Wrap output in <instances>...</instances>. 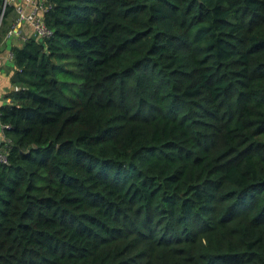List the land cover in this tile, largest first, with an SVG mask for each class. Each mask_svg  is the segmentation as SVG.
<instances>
[{"label": "trees", "instance_id": "obj_1", "mask_svg": "<svg viewBox=\"0 0 264 264\" xmlns=\"http://www.w3.org/2000/svg\"><path fill=\"white\" fill-rule=\"evenodd\" d=\"M46 1L0 105V264H264V0Z\"/></svg>", "mask_w": 264, "mask_h": 264}, {"label": "crops", "instance_id": "obj_2", "mask_svg": "<svg viewBox=\"0 0 264 264\" xmlns=\"http://www.w3.org/2000/svg\"><path fill=\"white\" fill-rule=\"evenodd\" d=\"M17 2L25 5L27 11H29L27 6V3H29L28 0H13L11 3L15 5ZM14 23L18 24L15 25ZM11 27L15 29L14 32H6L4 38L0 40V105L6 101H9V99L5 97V94L13 88L11 83V75L14 72L16 66L14 64L13 53L10 44L22 45L24 40L33 34L31 25L26 21H18L17 17L12 23ZM10 36L11 42H9ZM4 136H6L5 131L0 127V139H2Z\"/></svg>", "mask_w": 264, "mask_h": 264}, {"label": "built area", "instance_id": "obj_3", "mask_svg": "<svg viewBox=\"0 0 264 264\" xmlns=\"http://www.w3.org/2000/svg\"><path fill=\"white\" fill-rule=\"evenodd\" d=\"M13 0H5L4 7L8 3H11ZM29 3H27L28 10L26 9V6L22 3H16L15 4V10L17 13L18 21H26L31 25L33 35H35L37 38H48L53 35L54 30L52 27H50L46 20H45V12L49 9L51 6L46 0H28ZM13 4V3H12ZM15 29L10 28L8 33H13ZM1 119V118H0ZM7 123H3L0 120V127L1 129H5L7 127ZM7 142L8 139L6 136H4L2 139H0V161L6 162L7 157Z\"/></svg>", "mask_w": 264, "mask_h": 264}, {"label": "rangeland", "instance_id": "obj_4", "mask_svg": "<svg viewBox=\"0 0 264 264\" xmlns=\"http://www.w3.org/2000/svg\"><path fill=\"white\" fill-rule=\"evenodd\" d=\"M16 17V16H15ZM15 25H17L18 23H14ZM0 26H1V24H0ZM18 41V40H17ZM9 42H11V36L9 37ZM10 46H11V48L14 46V45H11L10 44Z\"/></svg>", "mask_w": 264, "mask_h": 264}, {"label": "clouds", "instance_id": "obj_5", "mask_svg": "<svg viewBox=\"0 0 264 264\" xmlns=\"http://www.w3.org/2000/svg\"><path fill=\"white\" fill-rule=\"evenodd\" d=\"M5 2V1H4ZM10 28H12V27H10ZM9 31V30H8ZM33 35V34H32ZM31 36V35H30ZM35 36V35H34ZM2 121V120H1ZM4 131H5V129H4ZM7 138V137H6ZM10 142V140L8 139V142H7V145H8V143Z\"/></svg>", "mask_w": 264, "mask_h": 264}, {"label": "water", "instance_id": "obj_6", "mask_svg": "<svg viewBox=\"0 0 264 264\" xmlns=\"http://www.w3.org/2000/svg\"><path fill=\"white\" fill-rule=\"evenodd\" d=\"M2 18L0 19V24H1Z\"/></svg>", "mask_w": 264, "mask_h": 264}]
</instances>
